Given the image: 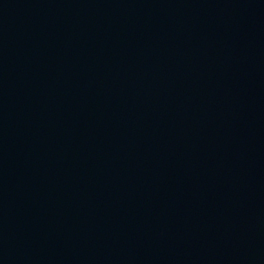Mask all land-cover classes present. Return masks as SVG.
Wrapping results in <instances>:
<instances>
[{
    "label": "water",
    "instance_id": "95a60500",
    "mask_svg": "<svg viewBox=\"0 0 264 264\" xmlns=\"http://www.w3.org/2000/svg\"><path fill=\"white\" fill-rule=\"evenodd\" d=\"M0 264H264V0H0Z\"/></svg>",
    "mask_w": 264,
    "mask_h": 264
}]
</instances>
